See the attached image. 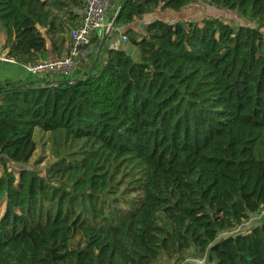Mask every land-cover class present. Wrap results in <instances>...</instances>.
I'll use <instances>...</instances> for the list:
<instances>
[{"label":"trees","instance_id":"16d2710c","mask_svg":"<svg viewBox=\"0 0 264 264\" xmlns=\"http://www.w3.org/2000/svg\"><path fill=\"white\" fill-rule=\"evenodd\" d=\"M193 1L119 0L110 21ZM207 1L255 24L155 18L127 37L137 59L105 32L71 75L0 82V264H148L192 247L264 264V220L219 235L264 204V0ZM83 4L0 0L6 54L50 56ZM36 127L81 140L43 175L12 166Z\"/></svg>","mask_w":264,"mask_h":264},{"label":"rangeland","instance_id":"374dc122","mask_svg":"<svg viewBox=\"0 0 264 264\" xmlns=\"http://www.w3.org/2000/svg\"><path fill=\"white\" fill-rule=\"evenodd\" d=\"M116 0H109V5L115 4ZM158 13V18L168 20V18H176L179 21L188 22L193 21L197 23H201L202 20L206 17H217L221 20L231 24L236 27L239 24H255L254 21L246 18L245 16L240 15L236 10L229 9L225 6H214L210 4L207 0H194L189 5L185 6L183 10H174L171 8L163 9L160 11H156ZM108 19L110 20V16L112 15L111 9L106 13ZM117 26V29H115ZM120 25L112 26L107 35L108 38L112 40L115 38L116 30L120 31ZM106 29H97V34L93 35L94 40L90 41L88 44V48L91 49V54L89 53V57L85 62H81V66L86 63L91 55L92 50L94 49L93 44L96 39H99L103 33H105ZM143 32V29L141 30ZM130 34L135 36L137 32L135 30H130ZM64 35V34H63ZM91 36V38L93 37ZM65 37V35H64ZM5 32L2 28H0V40H4ZM130 42V41H129ZM92 45V48L90 47ZM56 75V74H55ZM60 135L54 136L53 134H49V132H45L36 127L34 131V140H35V149L27 163L24 164H13L12 166L15 168L18 167H27L28 169H32L34 171L39 172L43 175L46 171L47 166L55 160L57 157V152L59 148L62 149H76V147L81 143V140H72L71 137L62 140ZM67 141V142H66ZM1 210V207H0ZM263 209H260L258 212L251 213L240 225H238L234 230H229L227 232H222L219 235H227L237 231H246L252 225L259 223L264 220V213H262ZM184 259L178 258L176 256L168 257L165 254H162L160 258L156 261L157 264H217L214 258H209L208 255H201L196 248H188L183 253Z\"/></svg>","mask_w":264,"mask_h":264},{"label":"built area","instance_id":"2783aa9c","mask_svg":"<svg viewBox=\"0 0 264 264\" xmlns=\"http://www.w3.org/2000/svg\"><path fill=\"white\" fill-rule=\"evenodd\" d=\"M118 5H109V0H84L83 7L80 11L79 21L70 26L66 31L69 39V48L63 54L39 58L34 61L23 62L22 65L28 74L39 78L45 75H71L85 62L89 57L90 49L88 44L90 38L97 29H108L110 20L107 19L106 13L109 9L114 11ZM105 30V32H107ZM122 40H126L125 34L121 35ZM0 59L6 61H16L14 57L6 53L0 54ZM264 204H261V208ZM264 213V210L262 211ZM148 264H157L150 262Z\"/></svg>","mask_w":264,"mask_h":264},{"label":"crops","instance_id":"0c3cea01","mask_svg":"<svg viewBox=\"0 0 264 264\" xmlns=\"http://www.w3.org/2000/svg\"><path fill=\"white\" fill-rule=\"evenodd\" d=\"M118 1L119 0H116L113 6L118 5ZM182 10L183 9H181V11ZM156 11H160V10H155L153 12L146 13L142 17L135 18L132 22L128 24H119L121 28L120 31L116 30V35L113 40L111 38H108V35H107L104 45L122 48L126 50L128 53H130L134 59H137L139 57L138 49L129 42V38H127L126 40H122L121 35L125 34L128 37V35L130 34V30L131 31L135 30V32L138 33L137 35L144 33L146 23L150 20H153L159 17ZM111 12H113L112 9H111ZM176 20H177L176 18H168V21L173 22ZM115 29H117V26ZM142 29H143V32L141 31ZM95 34H97V31L93 32L92 36ZM3 42L4 40H0V54L6 53V49L3 47ZM96 42L97 40L93 44H96ZM47 46H49V42H47ZM90 47L92 48V45ZM68 48H69V39L66 35L64 43L60 45H56L55 51L50 47V56H54L57 54H63L68 50ZM27 76H28V73L24 69L21 62L19 61L13 62V61H6V60L0 59V82L6 81V80L13 81V80L24 79ZM49 77L52 78V75H49L47 78Z\"/></svg>","mask_w":264,"mask_h":264},{"label":"water","instance_id":"95a60500","mask_svg":"<svg viewBox=\"0 0 264 264\" xmlns=\"http://www.w3.org/2000/svg\"><path fill=\"white\" fill-rule=\"evenodd\" d=\"M112 23H113V18L111 19L110 25L108 26V29L106 30L107 32H108L109 29L112 27Z\"/></svg>","mask_w":264,"mask_h":264}]
</instances>
